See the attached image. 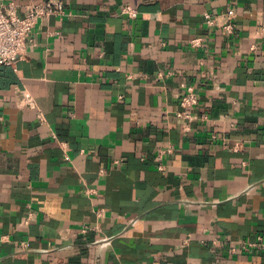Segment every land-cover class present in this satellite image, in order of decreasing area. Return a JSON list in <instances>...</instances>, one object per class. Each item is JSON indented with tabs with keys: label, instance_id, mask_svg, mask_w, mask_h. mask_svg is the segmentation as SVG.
I'll return each mask as SVG.
<instances>
[{
	"label": "crops",
	"instance_id": "0c3cea01",
	"mask_svg": "<svg viewBox=\"0 0 264 264\" xmlns=\"http://www.w3.org/2000/svg\"><path fill=\"white\" fill-rule=\"evenodd\" d=\"M63 1L0 65V264H264L230 253L264 236V0Z\"/></svg>",
	"mask_w": 264,
	"mask_h": 264
},
{
	"label": "built area",
	"instance_id": "2783aa9c",
	"mask_svg": "<svg viewBox=\"0 0 264 264\" xmlns=\"http://www.w3.org/2000/svg\"><path fill=\"white\" fill-rule=\"evenodd\" d=\"M64 10L65 3L63 0H47L30 6L28 11L21 16L18 13L16 4L5 3L0 0V65L15 66L18 59L27 52L29 44L32 42L31 33L36 24L41 20L61 14ZM122 13L128 14L132 18L138 16L137 8L130 4L122 8ZM205 17L209 24H215V19L211 13H206ZM233 18L234 11L230 10L223 26V29L229 34L234 31ZM202 42V38H195L192 40L191 45L199 47L202 45ZM181 88L182 91L179 93L181 110L177 113V116L183 123L184 132H188L191 130V123L194 120V110L199 105L200 96L196 92L194 85L186 81L181 82ZM22 95L23 104H34V98L29 92L24 91ZM170 151L171 148L160 150L158 152V159H161L164 153ZM160 168H162V165H160ZM98 215L102 216L103 212H99ZM89 229L90 227L87 226L84 228V231L87 232ZM109 240V237L101 238L96 241L95 245L101 246V244ZM214 242L218 243L217 240ZM261 250H264V236L261 234L256 235L252 240H243L230 247L231 254Z\"/></svg>",
	"mask_w": 264,
	"mask_h": 264
}]
</instances>
